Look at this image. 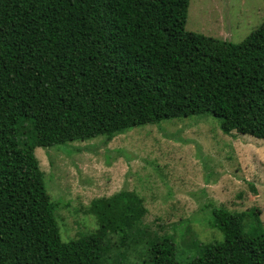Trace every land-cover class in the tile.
Returning <instances> with one entry per match:
<instances>
[{
  "label": "trees",
  "instance_id": "trees-1",
  "mask_svg": "<svg viewBox=\"0 0 264 264\" xmlns=\"http://www.w3.org/2000/svg\"><path fill=\"white\" fill-rule=\"evenodd\" d=\"M188 0H0V264H103L139 240L131 191L90 201L94 232L62 242L34 149L164 120L209 115L222 134L264 141V21L239 43L184 30ZM209 207V206H208ZM256 210L210 207L219 242L175 259L169 236L150 264H264ZM137 234V232H136Z\"/></svg>",
  "mask_w": 264,
  "mask_h": 264
},
{
  "label": "rangeland",
  "instance_id": "rangeland-1",
  "mask_svg": "<svg viewBox=\"0 0 264 264\" xmlns=\"http://www.w3.org/2000/svg\"><path fill=\"white\" fill-rule=\"evenodd\" d=\"M264 21V0H188L184 30L231 43L241 42ZM44 189L57 205L62 242L94 232L90 201L131 191L146 213L132 233L137 243L113 247L107 233L103 264H150L149 244L166 236L175 259L185 263L199 246L219 242L208 228L210 207L257 211L264 233V141L231 132L217 119L191 116L131 128L102 137L34 149ZM209 206V207H208Z\"/></svg>",
  "mask_w": 264,
  "mask_h": 264
}]
</instances>
